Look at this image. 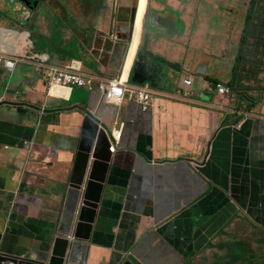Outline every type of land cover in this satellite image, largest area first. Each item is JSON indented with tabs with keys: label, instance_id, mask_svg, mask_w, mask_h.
<instances>
[{
	"label": "crops",
	"instance_id": "obj_1",
	"mask_svg": "<svg viewBox=\"0 0 264 264\" xmlns=\"http://www.w3.org/2000/svg\"><path fill=\"white\" fill-rule=\"evenodd\" d=\"M235 1L240 3L150 0L154 22L141 45L148 62L141 61L134 72L136 80H149L155 91L170 95L182 92L183 81L191 78L193 85L188 92L211 106L153 96L149 109L143 112L130 97L118 108L106 104L97 90L85 89H76L70 99L52 98L34 67L20 63L14 73L0 68V101H4L0 104V180L7 188V200H14L6 203L8 216L0 210V226L1 230L9 226L13 252L31 256L36 249H46L49 242L43 238L51 240L53 230L45 231L60 222V201L76 172L82 134L93 136L99 130L98 122L108 130L116 153L104 194L110 206L95 225L86 264H108L115 254L136 264H264V89L259 86L264 84V59L251 65L255 70L251 80L237 76L224 61L228 46L218 45L214 38L220 40L223 11L243 8L244 31L238 45L244 57L252 54L254 40L264 41L258 27L245 26L250 0ZM148 5L149 0H137L129 53L125 37L118 44L102 37L92 42L94 52L87 50L88 54L109 56L108 62H99L97 70L90 67L94 72L114 79L126 62L127 78ZM207 7L208 15L203 12ZM104 15L106 18L96 23L101 31L109 32L113 24ZM7 18L5 12L3 20ZM129 19L118 25L125 29ZM8 22L3 24L8 29L0 45L16 47L25 36ZM236 34L231 32V37ZM183 52H190L187 62ZM151 54L159 56L158 62L151 61ZM240 78L256 85L247 96L241 93L240 98L235 93L221 100L210 93L214 82L232 85L240 92ZM59 89L66 94H52L70 96V90ZM220 105L231 114L216 108ZM247 112L257 118L243 117ZM29 120L43 124L35 133L38 142L29 156L32 168L25 178L21 175L20 185L15 172L22 168L27 153L10 146L20 136L31 139L20 129ZM118 130L123 132L119 144L113 136ZM46 146L53 147L49 158ZM215 196L221 200L217 215L207 209ZM28 222L33 227L27 226Z\"/></svg>",
	"mask_w": 264,
	"mask_h": 264
},
{
	"label": "rangeland",
	"instance_id": "obj_2",
	"mask_svg": "<svg viewBox=\"0 0 264 264\" xmlns=\"http://www.w3.org/2000/svg\"><path fill=\"white\" fill-rule=\"evenodd\" d=\"M15 1L19 0H0V11H5L8 14V18L0 22V27H5L3 24L9 21L8 25L15 30L29 31L30 38L26 46H30L34 52L45 56L48 59L47 62L53 61L56 64H61L72 58L80 59L88 64L87 69L95 75L97 73L90 67L97 70L98 65H100L99 62L109 61L107 53L101 54L102 59L101 56L96 57L87 53V50L92 51V42H96L100 37L105 38L96 21L102 22L106 18L105 12L109 9V12L113 13V15L109 16L111 24L117 21L125 25V22H128V17H131L135 4V0H30V3L33 4L32 7H34V9H31L28 7L29 1H19L20 3H15ZM232 2L240 3L235 0H232ZM203 12L208 15L209 8ZM244 13L245 9L243 8L234 11L225 9L219 19L220 40L216 36L214 38L219 42L218 45L224 44V46H228L229 51L224 57L225 63H230V67L233 68L240 66L236 75L247 78L249 74L255 73L251 65L257 62L254 61L252 64L242 63L243 53L238 43L242 31H244ZM224 16L227 17V20L223 19ZM262 24L261 16H257L252 22L246 21L245 26L247 29H253ZM130 29L129 23L125 31L128 32ZM234 31H237V34L232 38L231 32ZM209 35L211 36L212 34L210 33ZM3 49L7 51L8 46ZM189 53L183 52L184 62L189 60L188 57L191 56ZM149 58L152 62H158L156 58H159V56L151 54ZM21 59L24 61L23 58ZM239 82H241L239 85L240 92H236V95H240V98L242 97L241 93L247 95V93L254 91V86L256 85L253 82L244 81L243 78H240ZM263 85L259 84L261 88H264ZM235 107L237 108L238 106L236 105ZM239 220L244 221L243 218H239ZM250 241L254 243V240ZM259 248H261V245H259Z\"/></svg>",
	"mask_w": 264,
	"mask_h": 264
},
{
	"label": "water",
	"instance_id": "obj_3",
	"mask_svg": "<svg viewBox=\"0 0 264 264\" xmlns=\"http://www.w3.org/2000/svg\"><path fill=\"white\" fill-rule=\"evenodd\" d=\"M135 19L136 8L131 14V26L133 28ZM153 22V12L151 9H148L143 34L147 29H152ZM22 146L23 142H21L20 148ZM79 149L80 156L77 159L76 172L70 178L69 188L63 202L60 201L63 207L60 222L58 226L57 223L51 224L49 229L45 231L53 230L51 240L46 241L43 238V241L49 242L46 249H36L32 251L31 256L13 252L9 243L11 233L7 231L9 226H5V222L3 224L5 229L1 230L0 226V264L87 263L89 249L96 232L95 225L99 216L110 206L109 202L104 199V194L114 163V151L112 150L110 136L105 128H100L93 136L83 133ZM30 166L29 164L26 167L25 160L22 168H16V170L20 171L15 172L18 174L17 180L20 185L23 183V178L27 175L28 168H32ZM12 170H14L13 167ZM12 191L14 190H11V193ZM7 193L6 186L0 180V205L3 207L0 210L4 211L8 216L9 214L5 212L7 211L6 203L11 200L10 203L13 204L14 200H7ZM1 202H4V204H1ZM12 217L13 219L17 218L16 215ZM26 225L33 227L31 222H28ZM20 227L18 226V228ZM70 236L75 237L74 240ZM108 264L136 263L133 259H127L122 254H115L111 257Z\"/></svg>",
	"mask_w": 264,
	"mask_h": 264
},
{
	"label": "clouds",
	"instance_id": "obj_4",
	"mask_svg": "<svg viewBox=\"0 0 264 264\" xmlns=\"http://www.w3.org/2000/svg\"><path fill=\"white\" fill-rule=\"evenodd\" d=\"M4 1H14V0H4ZM19 1L20 2L29 1L28 7H30L31 9H34V7H32L33 4L30 3V0H19ZM252 2H251V0L249 2V6H248L249 8H248V14H247V20L246 21H251L252 22V21H254L256 19L257 16H261L263 24L258 27L259 30L257 31V33L261 37H264V0H261V1H258V2L254 1L253 8H252ZM136 5H137V0H135V4H134V7H133V10L137 7ZM148 9H150V0H149ZM133 10H132V13H133ZM105 13L107 14V18L111 22L109 16H111L112 14L109 11H106ZM4 14H5V11H0V22L3 21ZM146 17H147V15H146ZM145 21H146V18H145ZM129 23H130V26H131V17L129 19ZM7 29H8V27H6V26L5 27H0V40H1V36L4 35L3 33H7L6 32ZM13 30L15 32L21 34V36H25V39L24 40L20 39L19 42L16 44V47H15V45H12V46L5 45V44L0 45V68L4 67L5 69L10 71L11 73H14L15 70L17 69V66L20 63H25V64H28L31 67H34L36 69L37 74L41 75L40 77H41V80H43V82L45 84L47 94L50 97H52V98L54 97V98L70 99L73 91H75L76 89H85V90H88L90 92L94 91V90H97V92L101 93L102 100L106 104H109L111 106H115V107H118V108L122 107V105L124 104V102H125V100L127 99V96H128V97L132 98L133 100L137 101L141 105V109H142L143 112H146L149 109V105H151V103L153 101V96L161 97L163 99H168V100H172V101H175V102L182 101V102L192 103V104L200 105V106H205V105L206 106H211L210 102H204L201 99L193 98L191 93L188 92L191 89L192 85H193V81H192L191 78H187V79H185L183 81L184 89H183L182 92L181 91L180 92H173L170 95H168V94H166L165 92H162V91H155L153 84L151 82H149V80H142L140 82H138L136 80L134 72L137 70V68L140 67V65L142 63L141 61L145 60L146 62H148V60L144 56L146 51L143 50V52H142V50H141V45H142L143 39L146 37L147 30L144 32V34L142 33L140 45H139V48H138V50L136 52V55H135V57L133 59V64H132V66H131V68L129 70L127 78H125V69H126V66H127V64L125 62L124 65L122 66L120 74L114 79H107V78L101 76L98 73H97V75H95L93 72H91V71H89L87 69L86 63L83 62L80 59L72 58L71 60H69L67 62H62L61 64H56L53 61L52 62H47L48 59L45 56H43L41 53L34 52L33 48L31 49L30 46H26L27 45L26 43L28 42V40L30 38L29 31H27V30H15V29H13ZM143 30H144V27H143ZM102 32H103L105 38L111 40L113 42V44H118V42L122 41L123 37H125L126 39L124 41H126L127 44H128L127 53L130 52V50L132 48V45H133V42H134L135 25H134V28L131 26V29L128 32H126L124 27L121 26V25H118V22L115 21L113 23V25H112V29L109 32H104V31H102ZM11 43L12 42H10V44ZM6 46H8V50L4 51L3 48H5ZM263 47H264V41L254 40L253 44H252V48H251V53L252 54L250 56L245 58L244 57V52L242 51V53H243L242 63L252 64L254 61L257 62V60L260 61V60L264 59V48ZM257 48H259L260 50L258 51ZM21 58H23L24 61ZM12 59L16 60L14 62L15 63L14 66H10L8 64V61L12 60ZM73 61H75L76 65H78V66H80L82 68L81 71L83 73H85V72L86 73H91L92 75L96 76L97 78H103L105 80H110V81H113L115 79H117L119 81L120 79H123L125 85H124V89H123V92H122V101L121 102H119V100L110 101L111 99H108V97L106 96L107 92L103 93L100 90L99 84H97V86L94 88V90H90V89L85 88V87H81V88H78V87L63 88V89L70 90V96L69 97L65 98V97L54 96L52 94L54 88H57V87L62 88V87L50 85V82H49V79H48V71L46 69V66H49V65H59V66H63L64 65L65 66L67 64H70L69 62L72 63ZM257 63H259V62H257ZM239 67L240 66L235 67L233 72L236 73L239 70ZM245 72H247V71H245ZM251 77H252V74H249L247 76V78H245V79H250L251 80ZM110 81L108 83V87L111 86ZM188 81H189V83H188ZM218 84H222L225 87H227L228 89H230V91H231L230 95L227 96V97L219 96L217 94V85ZM210 86H211L210 93H212V95L220 98L221 100L229 99L233 94H235L237 92L236 89H234V87L232 85L224 84L223 82H219V83L214 82L213 85H210ZM262 89H264V88H262ZM208 92L209 91L207 90V93ZM140 93H143V96H144V94H148L150 96L149 101L143 100V96L141 97ZM207 93H206V95H207ZM2 102H4V101H0V104ZM216 108H218L220 110H223L226 113L231 114L230 110H228L226 107H224V105H220V107H216ZM248 114H250V112H247L246 114L243 113L242 116L243 117H245V116L246 117H252L254 119L257 118L254 115H248ZM93 121L97 122L96 119H93L92 122ZM42 124L43 123L41 121H40V124H38L36 122H32V121L29 120V124H23V127L20 126V129L22 130V132L23 131L28 132V134H29L28 138H31V139H23L22 138L23 136H20L19 138L14 139L13 144H11V146H10V147H12L14 149H18L19 151H21V150H25L26 151V153H27L26 167L30 164V161H31V158L29 157V156H31V150L34 147V145H36L37 142H38L35 133L39 130V128L42 126ZM97 124L99 125V129L100 128H105V127H102L98 122H97ZM108 134H109V132H108ZM122 135H123L122 131H119V130H118V132L114 131L113 136L115 137V140H116V142H118V144L121 141ZM109 136H110V134H109ZM110 141L112 143V150L114 151V154H115L116 153V150H115V147H114L115 144L113 143V140L111 139V137H110ZM21 142H23L22 148H20ZM52 149H53V147L46 146V157L49 158L51 156ZM42 154L45 155V152H43ZM211 202H213V203L210 206H208L207 209L209 210V212L211 214L217 215L218 213L215 212V210L219 209L220 204H221V200H219V198L215 196V200H213ZM233 211H234V206H233ZM70 238L72 240H74L75 237L70 236Z\"/></svg>",
	"mask_w": 264,
	"mask_h": 264
},
{
	"label": "built area",
	"instance_id": "obj_5",
	"mask_svg": "<svg viewBox=\"0 0 264 264\" xmlns=\"http://www.w3.org/2000/svg\"><path fill=\"white\" fill-rule=\"evenodd\" d=\"M15 59L9 60L8 64L10 66L15 65ZM48 71V79L50 85L52 86H60L62 88H73V87H85L90 90H94V88L99 84L100 90L104 93L107 92L108 99L119 100L122 101V92L124 89V81L117 79L110 81L105 80L103 78H97L91 73H83L81 71V67L75 64L73 61L70 64L59 66V65H49L46 66ZM111 83V86L108 87V83ZM189 83V81H188ZM230 89L225 87L222 84L217 85V94L221 97H227L230 95ZM140 96H143V93H140ZM150 96L148 94H144L143 100L149 101Z\"/></svg>",
	"mask_w": 264,
	"mask_h": 264
},
{
	"label": "bare ground",
	"instance_id": "obj_6",
	"mask_svg": "<svg viewBox=\"0 0 264 264\" xmlns=\"http://www.w3.org/2000/svg\"><path fill=\"white\" fill-rule=\"evenodd\" d=\"M66 90H68V89H66ZM53 94H55V95H65V94H66V91L61 90V89H59V88H55V89L53 90Z\"/></svg>",
	"mask_w": 264,
	"mask_h": 264
},
{
	"label": "trees",
	"instance_id": "obj_7",
	"mask_svg": "<svg viewBox=\"0 0 264 264\" xmlns=\"http://www.w3.org/2000/svg\"><path fill=\"white\" fill-rule=\"evenodd\" d=\"M254 1H257L258 2V1H261V0H251V2H252V8H253V5H254Z\"/></svg>",
	"mask_w": 264,
	"mask_h": 264
}]
</instances>
